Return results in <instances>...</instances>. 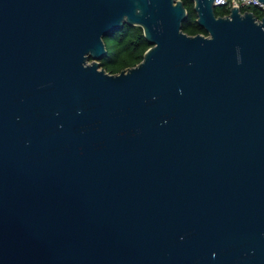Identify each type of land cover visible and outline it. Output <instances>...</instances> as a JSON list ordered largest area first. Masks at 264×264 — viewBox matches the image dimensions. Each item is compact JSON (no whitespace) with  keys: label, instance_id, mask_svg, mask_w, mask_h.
<instances>
[{"label":"water","instance_id":"obj_1","mask_svg":"<svg viewBox=\"0 0 264 264\" xmlns=\"http://www.w3.org/2000/svg\"><path fill=\"white\" fill-rule=\"evenodd\" d=\"M192 1L0 0V264H264V12Z\"/></svg>","mask_w":264,"mask_h":264},{"label":"trees","instance_id":"obj_2","mask_svg":"<svg viewBox=\"0 0 264 264\" xmlns=\"http://www.w3.org/2000/svg\"><path fill=\"white\" fill-rule=\"evenodd\" d=\"M187 9V18L182 22V30L189 35L204 34L208 32L197 22V12L194 9L192 0H183ZM261 19L262 10L249 7ZM246 8L243 9L245 12ZM217 16H226L229 9L224 6H218L215 9ZM104 42L107 48V54L100 60V65L107 72L118 74L122 70L133 67L142 61L146 50L151 46L144 35L143 28L138 25L126 23L122 28L112 31L104 36Z\"/></svg>","mask_w":264,"mask_h":264},{"label":"built area","instance_id":"obj_3","mask_svg":"<svg viewBox=\"0 0 264 264\" xmlns=\"http://www.w3.org/2000/svg\"><path fill=\"white\" fill-rule=\"evenodd\" d=\"M215 5L216 7L218 6H224L226 8L230 9L233 7H239L242 12L244 8H249V7H257L260 8L263 11L264 8V3L261 2L260 0H215ZM246 11H249V9H247ZM252 11V10H250Z\"/></svg>","mask_w":264,"mask_h":264},{"label":"rangeland","instance_id":"obj_4","mask_svg":"<svg viewBox=\"0 0 264 264\" xmlns=\"http://www.w3.org/2000/svg\"><path fill=\"white\" fill-rule=\"evenodd\" d=\"M253 8H257V7H253ZM258 11H260L261 9L260 8H257Z\"/></svg>","mask_w":264,"mask_h":264}]
</instances>
